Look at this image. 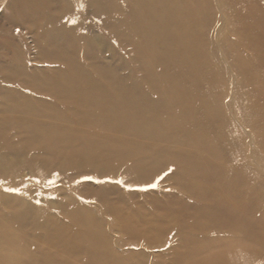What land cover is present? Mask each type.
I'll return each instance as SVG.
<instances>
[{
	"label": "rangeland",
	"instance_id": "rangeland-1",
	"mask_svg": "<svg viewBox=\"0 0 264 264\" xmlns=\"http://www.w3.org/2000/svg\"><path fill=\"white\" fill-rule=\"evenodd\" d=\"M125 1L114 0V8L123 4L127 9ZM110 3L109 0H0V102L3 103L2 96L7 94L22 95L21 98L37 95L23 86L24 79L31 78L39 84L48 77V83L52 85L56 81L54 71L64 69H61L62 63L47 58L51 54L44 44L69 43V55L78 56L82 67L88 66L82 55L87 54L100 63L102 70L108 64L107 67L110 66L118 76L131 78L138 86L130 89L131 95L145 96L151 91L149 99L152 102L143 105L140 115L147 123L146 118L155 105L159 107L156 114L161 125L151 127L155 135L156 130L165 132L162 125L166 120L176 122L177 127L169 129L171 139L166 142L135 139L139 143L140 140L158 143H149L152 148L148 149L154 155L146 160V166L143 164L127 171L123 167H129L133 160L123 161L119 166V161L110 156L108 161L111 162L105 168L101 165L81 167L70 164L65 154H46L36 149L24 154V147L36 138L25 140L27 133L23 124L12 123L10 118L22 120L18 117L25 119L29 113L0 111V118L9 117L8 120L5 118L2 128L7 127L0 128V147L6 142L7 133L16 147L13 152L0 156V227L10 229H0V239L11 243L0 249V264H264L262 108L258 115L248 111L246 116L244 112L247 123L239 115L234 117L229 108L238 95L243 100L241 92L249 89L251 74L256 72L254 67L253 70L244 69L243 73L237 68V64L247 58L246 52L235 48L237 40L244 37L229 30L231 42L223 41L226 26L215 0H212L215 20L211 23L207 20L210 25H205L200 19L190 33L198 38L192 51L182 49L185 43L181 47L179 41L170 42L166 38L160 41L158 37L162 36V31L152 35L150 28L160 24L158 18L145 19L148 22L142 23V28L135 32L130 24L119 27L116 20H108L106 12L113 10L122 16H128L129 12L116 11L113 2ZM223 3L224 12L234 19L233 29L240 27V16H250L249 10L253 15L257 11L258 17L253 20L258 25L264 24V0H223ZM206 6V10L210 9ZM158 10H161L160 4ZM141 12L146 15L144 8ZM167 12L172 19L175 10ZM210 14L204 12L203 16L208 19ZM164 18L167 23L168 16L164 15ZM111 29L117 31L118 37ZM120 31L133 38L130 43L124 40ZM254 34V44L258 49H264V29L257 28ZM75 37L84 40L91 51L85 53L77 49L80 43ZM208 37L214 49L209 48ZM242 43V48L249 54L248 42ZM130 46L143 50L141 55L145 62L153 67L154 62L158 70L146 65L152 73L168 72L162 74V81L155 87L151 88L153 82L136 70L139 60L136 58L135 61L128 54L127 47ZM195 53L198 58L189 66ZM235 53H238L236 58L232 57ZM253 63H250L251 67ZM200 68L201 75L197 72ZM175 69L183 74L178 77ZM207 70H211L210 76L206 75ZM247 76L248 80H245ZM173 81L192 96L197 94L205 101L192 99L196 104L184 105L182 109L167 100L157 104L158 94L153 90L164 93L163 89ZM114 84L116 87L104 86L103 91L113 95L128 88ZM42 95L43 98L46 96L45 93ZM46 99L47 104L57 103L53 97ZM113 103L118 104L119 99L114 98ZM203 103L217 113L216 130L215 133L205 130L202 137L194 140L192 135L204 115L201 113ZM58 108L60 112L67 111L65 105H58ZM249 116L253 126L247 120ZM27 117L29 121L50 120L40 113ZM65 119L66 125L73 127L75 119L69 113ZM53 120L60 121L57 117ZM220 129H224L225 134ZM118 151L120 156L132 152L131 147L126 149L125 146ZM79 158L75 161H81ZM177 158L181 160L179 164ZM18 206L29 215L22 223L8 219L11 210ZM41 222H50L56 229H63L65 240L53 245L42 236L35 239L32 230ZM91 227H100L108 244L104 245L105 249H97L89 255L85 247L77 245L80 236ZM98 231L92 232L94 238ZM68 238H73L69 239L74 241L73 247L64 245Z\"/></svg>",
	"mask_w": 264,
	"mask_h": 264
},
{
	"label": "bare ground",
	"instance_id": "bare-ground-1",
	"mask_svg": "<svg viewBox=\"0 0 264 264\" xmlns=\"http://www.w3.org/2000/svg\"><path fill=\"white\" fill-rule=\"evenodd\" d=\"M113 2V8L114 0H109V3ZM183 1V2H182ZM217 3V9L218 12L221 13L222 11V18L223 22L225 23L226 30L224 35L222 36L223 41L226 44H229L231 41L228 38V36H231V33L228 34L229 30H234L235 34H239L243 36L244 38H239L237 40V43L235 45L236 51L241 50L243 52H246L247 58L240 61L239 64H237V68L239 70V73H243L248 68L254 70L256 72H252L251 77L252 80L249 82V89L245 90V93L241 91H237V93L241 92L243 100L241 98H238L234 100L233 105L230 106V111L233 114L234 117L241 116V119L247 123L246 116L248 111H250L251 114H260V108H262V119L264 118V75H262L261 68L264 69V49L260 50L258 49V45H255V34L254 32L257 30V28H260V30L264 29V24H257L253 19L258 14L257 11H254L255 14L253 15L250 10L248 13L250 16H240L242 19V22L240 23V27L237 29L234 28V19H231L227 16V13L224 12V5L223 0H215ZM107 3V2H106ZM105 3V4H106ZM112 3H110L111 5ZM160 4L161 10H158ZM258 4V3H255ZM123 5V4H122ZM121 4L114 8L116 11H122L126 10L129 12L128 16H122L117 15L115 11H109L106 12V17H108V20H116L117 23L120 25L119 27H123L124 24H130L131 30L134 32L135 29H141L142 23H147L146 20L158 18L161 20L160 24L158 25H152L150 28V33L152 35H156L160 31H162V36H159L158 39L161 41V38L170 39V42L179 41V45L182 47L185 43L184 47L182 49L192 51L193 48L197 46L198 38L192 37L190 33L194 29H196V26L200 22L199 20L202 19L205 23V25H210L207 20L211 23L212 20H215V14L212 9V0H170L166 3L163 0H127L125 1V5H127V9H125ZM206 5L210 7V9L206 10ZM109 7V5H108ZM111 7V6H110ZM145 9V14L143 15L141 10ZM175 10V12L172 15V19L170 18V15L167 11L169 10ZM251 9V8H250ZM163 12V13H162ZM211 14L209 15V18L206 19L203 16V13ZM213 14V16H212ZM141 16V18H139ZM164 15L168 16L167 23L163 21ZM146 19V20H145ZM171 19V20H170ZM229 23H228V20ZM260 19V18H259ZM264 20V19H262ZM198 22V23H197ZM254 23V24H252ZM250 25H253L252 28H250ZM244 26V27H243ZM263 28V29H262ZM139 29V30H140ZM236 29V30H235ZM113 35H117L118 33L116 30L111 29ZM114 30V31H113ZM50 32V31H48ZM48 32H46L48 34ZM233 32V31H232ZM75 33V32H74ZM124 40L128 43L131 42L133 39L132 37H126L124 34L120 31L119 32ZM139 33V31L137 32ZM46 34V35H47ZM233 35V34H232ZM76 36V35H75ZM64 38V37H63ZM77 41H79V47L77 49H80L84 51L85 53H89L91 49H88V44L81 41V39L74 38ZM209 41V48L214 49V45L212 43L211 38L208 37ZM252 42H249L251 41ZM122 44V40H119ZM247 41L249 46L250 53L248 54V51L242 48V42ZM125 43V44H128ZM165 44V42H162ZM242 43V44H241ZM47 48H45L49 55L47 58L51 61L60 62L62 63L63 67L61 69L64 70H55L53 77L56 79L52 85L48 83V77H44L43 82L37 84L35 82H32L31 78L28 79H22L23 86L28 87L29 89L33 90L35 96L32 95V97H19V95H5L2 96L3 100L2 109L0 111H11L13 113H29L27 116H34L37 113H40L44 115L45 117L49 118L50 120H44V119H32V121L27 120L28 117L22 118L18 117L22 120L14 119L13 117L10 118L11 122L16 124H23V129L25 130V133H27V136L25 140L33 139L30 143H28L24 149V154H29L32 150L36 149L39 152L43 153H50V152H56L58 156L62 155L68 158L70 164L77 165L83 167V165H89V166H97L101 165L104 168L107 167L109 164L108 159L110 156H112V159L119 161V166L121 165V162L127 161V160H133L132 164L125 168V170H132V168L141 167V165L146 166V160H150L152 156L154 155L153 152H151L148 148H152L150 144H158L157 142H150L146 143L144 140H140L139 142H136L135 139L141 138H150L155 141L159 142H166L171 139L168 132L170 128L177 127V123L173 122L171 120H166L163 122V129L166 132L162 133V130H156V134H154L153 131H151V127L160 124L161 122L157 119L156 112L159 111V107L155 105L154 111L151 112L147 119V123L142 121L143 116L140 115V112L143 108V105L150 104L152 101L150 98L151 91H148V94L145 96H137L131 95L130 89L133 90L135 87H138L131 78H126L118 76L115 71H112L111 67H107L108 64H105L106 69L100 68V63L98 61H93L90 56L87 54L84 55V59L88 61V66L86 68L82 67L79 62V58L69 55V47L71 45L67 43L66 45H56L55 43L51 44L48 42ZM65 45V46H64ZM142 45H144V42L142 41ZM44 46V47H45ZM64 46V47H63ZM127 46V45H125ZM43 47V48H44ZM166 48H169L168 45H166ZM180 49V47L178 48ZM238 49V50H237ZM51 51V52H50ZM74 54H76V50H72ZM80 52L79 50H77ZM128 54L130 57H132L135 61L136 58L139 60V64L135 65L136 70L140 71L145 78H147L149 81H152L154 84L151 88L155 87L157 83L162 81L161 77H164L163 75H167L168 72L163 71V75L160 72L152 73V70L150 67L146 66L149 64L153 70L154 67L156 70H158V67L155 66L154 62L152 66L151 63L145 62L143 56V50H136L135 48L127 47ZM54 52V53H52ZM94 54V53H93ZM238 53H235L232 55V57L236 58ZM93 56V55H91ZM250 56V57H248ZM231 57V58H232ZM198 58V53H195L193 56L192 62L188 63L189 66H192L193 63ZM256 61L253 63V60ZM253 63L252 67L250 66V63ZM110 63V61H109ZM249 66L247 67V65ZM261 70L262 72H259ZM177 72L178 77H180L183 72L180 70L175 69ZM202 68L198 69V74L201 75ZM95 75H94V74ZM211 70L206 71V75L210 76ZM250 75V73L248 74ZM255 75V76H254ZM244 76V75H243ZM263 76V77H261ZM114 77L116 80H114ZM130 77V76H129ZM245 80H248V76L245 77ZM41 79V78H40ZM238 80V79H237ZM208 82V81H207ZM118 85H127L128 88L126 91L120 90L119 92L116 91L115 94L111 95L109 93H105L103 91V87L106 85L109 86H115V84ZM243 83V79L242 82ZM240 83V84H241ZM189 86V84H186V87ZM210 86V85H209ZM116 87V86H115ZM211 87V86H210ZM237 87V84H236ZM212 88V87H211ZM40 89L43 90L42 93H45L46 96H43L40 92ZM180 89V90H178ZM164 90V93L158 90H153L155 93L158 94V103H160L162 100H167L173 104H178L179 108L182 109L184 105L187 107L191 104H196L195 100H202L205 101L204 98L199 97L197 94H194L193 96L185 89L180 88L176 82H171ZM11 91V90H10ZM150 92V93H149ZM4 93V92H3ZM24 94V93H23ZM47 97L55 98L56 104L53 102H50L49 104L46 103ZM114 98L119 99L118 104H114L113 100ZM195 99V100H192ZM215 104V103H213ZM58 105H65L67 108V111L60 112ZM201 110L204 115L203 118H200V122L196 125V133H193L192 138L194 140L199 139L202 137L203 132L205 130H209L212 133H215L216 127L214 122H216V116L217 113L213 112V109L209 105H205L204 103L201 105ZM79 110L80 112H76ZM100 112V115H97L95 112ZM221 111L220 109L218 110ZM217 111V112H218ZM246 116H245V114ZM72 116L75 119V124H73V127L71 124L66 125V116L68 115ZM77 113H81L78 115ZM216 114V115H215ZM250 114V115H251ZM76 116V117H75ZM55 117H57L60 121L53 120ZM259 117V116H258ZM6 116H3L0 118V128L3 127L5 122ZM9 117L6 118L8 120ZM77 118V119H76ZM19 121V122H15ZM247 120L249 121L250 125L253 126V123L247 117ZM256 120V119H255ZM38 121L42 123H46V125L38 123ZM62 122V124H59ZM99 125L101 128H97L94 125ZM212 125V126H211ZM211 126V127H208ZM5 126L4 128H6ZM255 127V126H254ZM2 128V129H4ZM263 128V127H261ZM1 129V130H2ZM21 129V128H20ZM224 129H220V131L223 132ZM264 130V129H263ZM20 131V130H18ZM257 132V131H256ZM264 132V131H263ZM261 132V133H263ZM225 134V132H223ZM6 135V134H5ZM6 142H3L2 146L0 147V156L2 158V153L8 154V152H13V150H16V147L14 143L9 139L8 133L6 135ZM174 140V139H173ZM178 141V140H174ZM180 141V140H179ZM134 144V145H133ZM131 147V154L119 155V150H121L122 147ZM142 149V150H140ZM134 151V152H133ZM137 151V152H136ZM165 151V150H164ZM167 151V150H166ZM123 153V152H122ZM170 154V153H169ZM79 159L81 161H75V159ZM156 157V156H155ZM82 158V159H81ZM126 158V159H122ZM74 160V161H73ZM112 160V161H114ZM63 161V160H62ZM178 164L181 162L179 158H177ZM149 163V162H148ZM147 163V164H148ZM152 163V162H151ZM154 164V162H153ZM135 165V166H134ZM74 166V167H75ZM144 167V166H143ZM132 173V172H131ZM11 215L9 220L13 222H24L29 217L28 213L23 210L21 207L13 208L11 210ZM22 229V227H20ZM0 229H6L10 230L7 227H0ZM92 230V231H91ZM91 230H87L86 233L80 236L78 241L77 247H85L88 250V254L91 255L95 250L97 249H105V244H108L107 239L104 237V233L100 232L102 229L100 227H91ZM94 230L98 231L97 238H94L92 236V232ZM32 232L35 233L36 238L39 239L44 238L46 240H49L51 244L57 245L61 240H65L63 237L64 230L63 229H56V226L50 222H41L39 225L37 224L36 227L33 228ZM85 232V231H84ZM86 237V239L89 238L88 241L82 239ZM100 237V239H99ZM103 238V240H102ZM73 238L66 239V245L67 247H73L74 241L69 240ZM39 243V242H38ZM40 244V243H39ZM9 247L11 246V243L6 240L0 239V249L3 247ZM88 257V256H87Z\"/></svg>",
	"mask_w": 264,
	"mask_h": 264
},
{
	"label": "snow or ice",
	"instance_id": "snow-or-ice-1",
	"mask_svg": "<svg viewBox=\"0 0 264 264\" xmlns=\"http://www.w3.org/2000/svg\"><path fill=\"white\" fill-rule=\"evenodd\" d=\"M17 31H19V29H17ZM88 179H90V177ZM152 186L154 187L155 185H152Z\"/></svg>",
	"mask_w": 264,
	"mask_h": 264
}]
</instances>
